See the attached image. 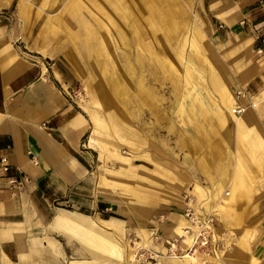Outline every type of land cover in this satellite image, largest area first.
I'll use <instances>...</instances> for the list:
<instances>
[{"label":"rangeland","instance_id":"1","mask_svg":"<svg viewBox=\"0 0 264 264\" xmlns=\"http://www.w3.org/2000/svg\"><path fill=\"white\" fill-rule=\"evenodd\" d=\"M32 2L47 10L36 15L35 32L52 40L48 47L56 55L64 52L77 77V100L85 116L90 120L94 112L101 122L95 128L90 120L97 145L105 148L95 176L111 194L108 201L120 199L126 216L135 210L142 220L165 208L183 211L191 199L199 211L218 216L216 230L226 242L213 261H229L260 219L264 198V153H258L264 148L254 147L256 132L246 136L232 117L235 97L246 95L234 84L247 77L258 49L242 47L239 39L234 46L222 43L225 24L200 15V0H191V20L173 15L175 25L166 29L138 19V36L129 26L128 13L136 11L129 0L126 8L118 0ZM260 6L257 33L264 32V2ZM8 16L21 25L16 12ZM121 158L128 170L120 168ZM176 187L181 188L180 199L167 195ZM133 194L155 196L159 203L153 207L122 201ZM134 224H123L118 233L111 224L99 226L114 240L111 252L93 242L99 236L96 229L82 242L88 252L77 239L62 236L63 261L123 264L127 246L135 254L128 264H146L139 262L138 251L152 241L144 242Z\"/></svg>","mask_w":264,"mask_h":264},{"label":"crops","instance_id":"2","mask_svg":"<svg viewBox=\"0 0 264 264\" xmlns=\"http://www.w3.org/2000/svg\"><path fill=\"white\" fill-rule=\"evenodd\" d=\"M32 1L36 0H0V264H65L59 247L62 236L75 238L82 245L93 229L99 232L92 238L96 246L111 252L114 240L99 226L111 224L118 233L131 221L144 242L149 241L151 229H159L163 242L146 247L164 253V242L181 233L186 225L183 211L165 208L141 220L135 210L126 216L120 199L113 204L108 201L111 194L103 189L99 175L95 176V164L105 160V148L97 145L98 136L91 122L95 128L101 122L94 112H90L91 122L85 116L77 100V77L64 52L56 55L48 47L52 40L35 32L36 15L47 10ZM118 1L127 7L126 0ZM129 1L136 7L135 15L128 13L129 26L137 36L142 27L138 19L159 29L175 25L173 15L191 20V0ZM263 2L200 0L197 6L200 15L225 24L222 43L234 46L239 39L242 47L259 51L250 58L247 77L234 84L246 94L238 99L246 112L232 116L243 134L256 132L252 144L258 148H264V32L257 33L262 25H255V20ZM12 12H16L21 25L12 23L8 16ZM41 33L47 32L42 29ZM106 38L109 40V36ZM258 153L263 155L264 149H258ZM125 160H119L120 168L128 170ZM13 180H21L22 186L13 184ZM180 191L176 187L167 195L180 199ZM133 195L122 201L153 207L159 203L155 196ZM260 205V219L255 221L251 235L239 242L223 264H264V198ZM162 214L164 223L159 221ZM82 247L88 252L87 245ZM133 255L125 246L123 264H128ZM161 261L193 264L195 260ZM71 263L93 264L88 260Z\"/></svg>","mask_w":264,"mask_h":264},{"label":"built area","instance_id":"3","mask_svg":"<svg viewBox=\"0 0 264 264\" xmlns=\"http://www.w3.org/2000/svg\"><path fill=\"white\" fill-rule=\"evenodd\" d=\"M242 93L239 92L237 99H240ZM245 108L237 106L234 110L235 115H241ZM8 166L5 167V171ZM13 184L22 186L21 180H13ZM183 217L186 225L182 229V234L176 233L171 239L164 242V251L162 253L151 247L143 245L139 249L138 260L146 264H163L161 260L183 259L187 256H194L197 253L203 255L201 264H215L213 259L215 255L225 248L226 239L217 232V218L214 213H203L196 209L192 200H186V208L183 210ZM160 223L166 222L165 214L159 217ZM152 244L163 242V236L159 229L149 231Z\"/></svg>","mask_w":264,"mask_h":264},{"label":"bare ground","instance_id":"4","mask_svg":"<svg viewBox=\"0 0 264 264\" xmlns=\"http://www.w3.org/2000/svg\"><path fill=\"white\" fill-rule=\"evenodd\" d=\"M246 96L244 95L243 96V98H245ZM239 102H238V99H237V97H235V100H234V106H233V108H232V113L234 114V110H235V108L237 107V106H239V104H238ZM246 112V109H245V111L241 114V115H243L244 113ZM235 115V114H234ZM178 234H182V231H181V233H178ZM146 243H151V238H150V234H149V241L148 242H146ZM138 256V255H137ZM136 256V257H137ZM134 257H135V255H134ZM133 257V258H134ZM132 258V259H133ZM175 260H195V261H191V263H193V264H201L203 261V255H201V254H196V255H194V256H187V257H185V258H183V259H175ZM173 261V260H172Z\"/></svg>","mask_w":264,"mask_h":264}]
</instances>
